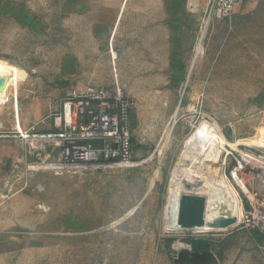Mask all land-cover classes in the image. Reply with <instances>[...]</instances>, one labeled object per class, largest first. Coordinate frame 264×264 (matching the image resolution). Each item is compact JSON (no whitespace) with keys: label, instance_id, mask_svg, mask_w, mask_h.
Instances as JSON below:
<instances>
[{"label":"rangeland","instance_id":"obj_1","mask_svg":"<svg viewBox=\"0 0 264 264\" xmlns=\"http://www.w3.org/2000/svg\"><path fill=\"white\" fill-rule=\"evenodd\" d=\"M171 2L0 0V63L16 74L0 86V264H173L192 241L218 264H264V225L252 219L264 215V0L207 30L167 20ZM146 17L147 62L126 43ZM87 85L133 101L132 165L61 169L58 150L36 137L64 92ZM178 177L183 205L198 201L204 217L210 196L222 218L234 195L240 223L170 229Z\"/></svg>","mask_w":264,"mask_h":264},{"label":"built area","instance_id":"obj_2","mask_svg":"<svg viewBox=\"0 0 264 264\" xmlns=\"http://www.w3.org/2000/svg\"><path fill=\"white\" fill-rule=\"evenodd\" d=\"M201 1L200 21L203 30H207L213 21H230L235 9L250 0ZM133 109V101L122 96L118 89L111 94L102 87L89 86L81 91L70 88L60 100L59 111L37 124L46 126L49 132L36 137L58 150L61 169L100 170L132 165ZM252 219L264 225V215L257 213Z\"/></svg>","mask_w":264,"mask_h":264},{"label":"crops","instance_id":"obj_3","mask_svg":"<svg viewBox=\"0 0 264 264\" xmlns=\"http://www.w3.org/2000/svg\"><path fill=\"white\" fill-rule=\"evenodd\" d=\"M262 0H250L247 2L244 6L240 8H236L234 12V16L244 14V12L251 9L254 5L258 4ZM153 2V0H152ZM172 6L174 7V13H172V17L170 15V18H167V20H172L174 24L178 27H184V28H194V24L198 23L202 14L203 10V3L201 0H172L171 2ZM153 6V3H152ZM163 6V5H162ZM153 12V11H152ZM120 16L118 15L112 32L108 39V44L110 45L109 50V56L110 61L112 65V69H116V59H117V53L114 51L113 43L114 36L117 31V27L119 24ZM232 17V18H233ZM169 25V23H167ZM202 35V34H201ZM126 36V34H125ZM201 37V36H200ZM168 39V35L166 36ZM128 40H130V46H133L135 49L139 48V53H144L145 55L140 54V59L147 61H152L153 59V52L152 57L150 58L148 54L149 48L151 49L153 47V40H154V33H153V18L151 21L147 20L145 23H141L140 28L136 30H131V34L128 36L126 43H128ZM169 41V40H168ZM143 48H145L143 50ZM138 51V50H136ZM116 53V54H115ZM114 54V57L112 56ZM87 86H95V85H87Z\"/></svg>","mask_w":264,"mask_h":264},{"label":"bare ground","instance_id":"obj_4","mask_svg":"<svg viewBox=\"0 0 264 264\" xmlns=\"http://www.w3.org/2000/svg\"><path fill=\"white\" fill-rule=\"evenodd\" d=\"M204 34H205V31H202L201 37ZM197 46L198 47L196 48L195 58H194V62L196 64L199 62L200 54H201V51L203 49V48H201L202 46L200 45V43ZM12 70L13 69H10V67L3 66L0 63V86L3 83H12L14 81L16 74H14ZM204 131H205V128H202L199 131L200 137L204 133ZM212 142L210 143L209 147H206L205 151H202V155L204 156V157H202L203 160L209 161L211 158L214 157V154H218L219 151H217V147H215V145H212ZM202 144H204V143L202 142ZM57 165L59 166V164H57ZM181 180L182 179L179 177L174 178L172 185H171V188H170V197L172 200V203H171L172 204V211H171L170 219H169V228L170 229H180L178 224H177V221H178L179 210L181 209L182 204H183L182 199H181V194L184 192ZM225 205L227 207V210H226V212H224L223 216H221L222 218H219L218 213H217L218 206L215 203L213 204V201H212L211 197L209 196V200L207 201V207H206L207 211L204 213L205 214L204 215L205 225L202 227L191 228V230H194L197 234L207 233V232L214 230L215 227L213 225L218 220L229 219V218L234 219V223L227 228L237 226L241 220V210L237 204V201H236L234 195L231 196V199H229L228 203L226 202ZM262 212L264 213V208L262 209ZM227 228H216V229H227ZM181 250L184 251L185 249L181 248Z\"/></svg>","mask_w":264,"mask_h":264},{"label":"water","instance_id":"obj_5","mask_svg":"<svg viewBox=\"0 0 264 264\" xmlns=\"http://www.w3.org/2000/svg\"><path fill=\"white\" fill-rule=\"evenodd\" d=\"M234 223V219L218 220L213 226L216 228H227ZM177 224L181 230L202 227L205 220L202 212V204L198 201L182 204L179 210ZM173 264H218L217 257L211 251L202 252H181Z\"/></svg>","mask_w":264,"mask_h":264},{"label":"trees","instance_id":"obj_6","mask_svg":"<svg viewBox=\"0 0 264 264\" xmlns=\"http://www.w3.org/2000/svg\"><path fill=\"white\" fill-rule=\"evenodd\" d=\"M190 247L194 252L208 251V246L202 241H192Z\"/></svg>","mask_w":264,"mask_h":264}]
</instances>
